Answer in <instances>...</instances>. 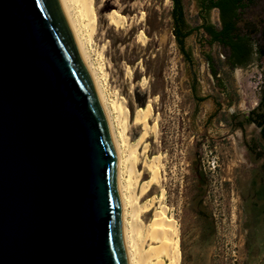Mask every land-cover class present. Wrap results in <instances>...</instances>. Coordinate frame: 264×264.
<instances>
[{
	"label": "rangeland",
	"instance_id": "1",
	"mask_svg": "<svg viewBox=\"0 0 264 264\" xmlns=\"http://www.w3.org/2000/svg\"><path fill=\"white\" fill-rule=\"evenodd\" d=\"M182 1L188 22L196 26L195 0ZM172 10L171 0H94L96 28L87 47L114 117L125 180L139 207L152 204L141 212L145 226L163 207L166 220L177 227L178 264H264V201L256 197L264 187V143L260 129L245 121L260 101L264 58L255 48L247 65L232 68L227 49L193 33L185 39L187 62L174 35ZM112 12L120 15V27L110 24ZM216 16L211 13V19ZM242 20L264 26V0H255ZM259 37L260 32L255 42ZM192 82L203 98L197 109ZM112 102L128 111L126 138ZM148 104V124H157V134L150 131L139 143L144 131L134 116ZM132 146L131 164L125 158ZM156 156L160 183L141 194L151 178L148 162Z\"/></svg>",
	"mask_w": 264,
	"mask_h": 264
},
{
	"label": "water",
	"instance_id": "2",
	"mask_svg": "<svg viewBox=\"0 0 264 264\" xmlns=\"http://www.w3.org/2000/svg\"><path fill=\"white\" fill-rule=\"evenodd\" d=\"M0 264H128L116 152L59 0H0Z\"/></svg>",
	"mask_w": 264,
	"mask_h": 264
},
{
	"label": "bare ground",
	"instance_id": "3",
	"mask_svg": "<svg viewBox=\"0 0 264 264\" xmlns=\"http://www.w3.org/2000/svg\"><path fill=\"white\" fill-rule=\"evenodd\" d=\"M59 1L74 37L76 46L92 79L97 97L102 106L108 123L110 135L116 152L117 185L122 208V234L128 264H178L179 250L176 240L178 231L177 227L166 220V211L163 207L160 208V212H157L156 210L154 211L152 219L150 220L148 225L145 226L141 218V212H149L152 204L148 203L142 205V207H139L137 205V198L134 194V191L133 189H131L132 187L130 184L132 183L131 181L130 183H128L129 180L126 181L124 177V160L121 154L122 149L120 148L121 146L119 144L113 126L114 117L111 113V108L109 107L110 105H108L107 98L103 91V84L101 82L100 74L98 73V68H96L91 62L88 52L89 47H87L88 41L93 37L96 28L94 0ZM109 21L110 24L114 25L115 27H120L122 25L121 17L116 12H112L109 14ZM139 37L143 41L145 40L143 34H140ZM113 104L115 110L117 109L118 111L117 119L119 117V120L121 121V126L123 127L122 133L125 137L128 111L122 102H115ZM151 115L152 109L149 104L146 108L138 109L135 113L134 123L142 126L144 131L142 137L139 139V143L146 137V135L150 131L154 134H157V124L154 123L152 127H150L148 124V120ZM146 147L147 146H145V148ZM130 148L131 151H129V154L125 159L129 160L132 164L131 161H134V159L136 160V158L130 160L133 157V153L135 152L134 148H136V146H132ZM129 161L127 163H129ZM161 166L160 156H156L150 162H148V169L151 172V178L148 183L142 186L141 194L147 193L153 183H160V170L162 168ZM134 171V166L130 165L129 172L131 173ZM130 176L131 174L129 175V177ZM163 196L164 192H162V197Z\"/></svg>",
	"mask_w": 264,
	"mask_h": 264
},
{
	"label": "trees",
	"instance_id": "4",
	"mask_svg": "<svg viewBox=\"0 0 264 264\" xmlns=\"http://www.w3.org/2000/svg\"><path fill=\"white\" fill-rule=\"evenodd\" d=\"M173 2L172 17L174 23V35L177 43L183 50V44L185 38H187L192 31L181 32V26H183V1L171 0ZM255 0H217L211 7H218L221 10L223 18V27L220 31L209 30V33L213 35L212 41L217 42L223 48L228 50L227 63L232 67L247 65L253 55V51L256 48V52L259 56L264 58V26L256 28V25L249 21L243 23V15L246 11L252 8ZM176 27L179 29L177 30ZM260 32V37L255 42V36ZM186 57L191 61V54L189 51L185 52ZM206 59L210 64V70L214 75L217 74L215 69H212V56L207 55ZM247 123H253L260 129V138L264 143V72L262 81V90L260 101L256 108L251 110L245 120ZM264 170V163L262 164ZM198 175V174H197ZM201 177V174H199ZM256 197L259 200L264 201V187L257 190Z\"/></svg>",
	"mask_w": 264,
	"mask_h": 264
},
{
	"label": "flooded vegetation",
	"instance_id": "5",
	"mask_svg": "<svg viewBox=\"0 0 264 264\" xmlns=\"http://www.w3.org/2000/svg\"><path fill=\"white\" fill-rule=\"evenodd\" d=\"M216 1L217 0H195L196 6H197L196 15H197V19L199 20V23L196 26H192L188 22V20L186 18L185 11H184V6H183V16H182L183 26H181V29H179L178 27H176V29L177 30L179 29L181 32L192 31L191 34H193V33L203 34L207 38V40L210 44H212V45L218 44L215 41L211 42L213 35H211L209 33V30H212L214 32L220 31L223 27V18H222V13H221L220 8L213 7V6L211 7V3L213 4ZM214 12H217V16L211 19V13H214ZM178 46H179V49H180L184 59L187 62H191L187 59L186 54H185V52L188 51L185 47V40H184V44H183L184 52L182 51L181 46L179 44H178ZM191 96H192V99L194 100L195 109H197L198 106L200 105L201 101L203 100V98H201V96L197 94L195 82L191 83ZM211 119H212V115H209L205 124L207 125L208 121H210Z\"/></svg>",
	"mask_w": 264,
	"mask_h": 264
}]
</instances>
